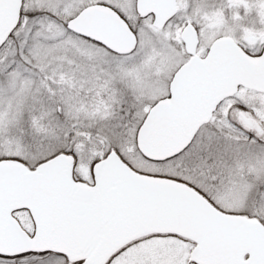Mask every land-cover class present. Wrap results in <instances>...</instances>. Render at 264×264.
Returning a JSON list of instances; mask_svg holds the SVG:
<instances>
[{
	"label": "rangeland",
	"instance_id": "obj_1",
	"mask_svg": "<svg viewBox=\"0 0 264 264\" xmlns=\"http://www.w3.org/2000/svg\"><path fill=\"white\" fill-rule=\"evenodd\" d=\"M90 1L24 0L15 34L0 51V152L25 155L20 132L35 126L36 132L55 134L58 129H65L60 116L73 126H87L121 107L128 115L131 107V122L123 129L126 135L117 140L130 166L143 173L183 180L205 193L216 207L264 222L263 92L239 87L218 105L212 120L197 131L191 143L168 159H148L134 148L133 142L137 122L154 101L167 94L173 70L187 57L183 45L179 48L176 44L185 22L194 23L198 29V54L217 35L235 37L236 32L241 46L258 53L264 43V20L243 22L245 13H234L236 7L241 8V0H176L177 14L157 30L151 25L150 16L137 15L135 0H104L130 25H135L134 50L115 56L101 44L76 33L67 34L66 25L60 22H66ZM225 2L232 11L222 12ZM31 9H41L43 14L30 17L24 13ZM258 11H264V0L257 5ZM58 73L67 77L66 87L59 81ZM56 74L58 79L52 82L51 94L45 78ZM70 87L75 91H70ZM242 114L252 124L245 123ZM90 148L86 151L91 154ZM86 151L74 162V169L91 182ZM17 216L30 231L26 212L18 211ZM176 236L157 233L137 238L106 264H184L193 243ZM0 264L65 262L61 256L29 253L0 255Z\"/></svg>",
	"mask_w": 264,
	"mask_h": 264
},
{
	"label": "water",
	"instance_id": "obj_2",
	"mask_svg": "<svg viewBox=\"0 0 264 264\" xmlns=\"http://www.w3.org/2000/svg\"><path fill=\"white\" fill-rule=\"evenodd\" d=\"M176 0H136L137 15L153 14L160 29L175 14ZM22 0H0V47L16 28ZM66 29L117 54L134 50L137 37L111 5L83 6ZM189 57L173 72L168 93L152 103L136 128L135 145L151 160L180 153L207 123L219 102L239 87L264 92V44L247 52L232 36L217 35L196 52L191 22L181 32ZM75 156L58 152L29 167L0 158V254L51 250L80 264H105L128 242L152 233L191 239L189 261L197 264H264V223L224 211L194 186L173 177L135 170L115 150L93 161L92 181L73 176ZM28 210L33 231L12 213Z\"/></svg>",
	"mask_w": 264,
	"mask_h": 264
},
{
	"label": "trees",
	"instance_id": "obj_3",
	"mask_svg": "<svg viewBox=\"0 0 264 264\" xmlns=\"http://www.w3.org/2000/svg\"><path fill=\"white\" fill-rule=\"evenodd\" d=\"M227 2V1H226ZM226 2L223 4V9L222 12H230L233 10L230 6L228 7L226 5ZM242 6L240 9L237 10L238 7L234 9V13H245L246 16L243 17V22L249 23L251 19L255 18L256 21L258 20H264V11L263 12H256V7L259 4L260 0H241ZM248 4V6L246 5ZM249 5L251 8H249ZM230 10V11H229ZM23 11L21 12L22 16ZM24 13H27L28 16L30 17H35L43 14V10L41 9H31L29 11H25ZM232 13V12H231ZM235 15L230 16L235 17ZM61 23L65 26V20L62 19L60 20ZM132 27L133 30H135V25H129ZM67 34H70L72 36H76L75 33L71 32L70 30L66 29L65 30ZM15 32H12L7 39V41L1 45L0 51L4 50L7 47V44L11 41L12 37L14 36ZM237 32L234 33V38L236 41L239 42L237 38ZM88 41H91L93 43H96L100 45L99 43L90 40L88 38H85ZM244 49L249 51L248 48L244 47ZM110 51V50H108ZM111 52V51H110ZM113 54V52H111ZM115 54V53H114ZM119 55V54H115ZM59 74V73H58ZM47 77V76H46ZM61 83L66 87V83L68 82L67 77H64L59 74ZM69 78V77H68ZM47 81V92H50L51 94H54V90L51 88L52 87V82H57L56 80L58 79V75L56 74L54 76H48L45 78ZM54 87V86H53ZM69 87V86H68ZM70 91H75L74 87L69 88ZM82 92V91H80ZM82 94H84L82 92ZM129 108V107H128ZM131 108V107H130ZM128 111V115L126 114L125 108L121 107L118 110H113L108 117H105V119L99 118L96 121L92 122L91 124H88L87 126H73L69 120L64 119L63 116L59 117V122L64 126L65 129L59 130L55 132V134H50L47 132H42L38 131L36 132L35 126L34 128L31 126L27 131H21L20 132V137L23 139V144L25 145L24 151L26 152L25 155H17L15 156L12 153H4L0 152V158L3 157H16L24 161L29 167H34L35 164L39 163L40 161L47 159L51 157L52 155L64 151L68 153H72L75 156V162L81 154L85 153L86 148L91 147V154L86 152L88 155V161L90 164V167L93 163V161H96L102 157H104L108 150L110 151L111 149H115L123 158V160H126V156L121 150V145L118 143L117 140L121 138V136H125L126 133L124 132V127L131 122V119L128 118L130 117V114H133L132 111ZM133 109V108H132ZM59 114L58 111L54 110ZM142 119V118H141ZM139 120V119H138ZM141 121V120H140ZM137 122V127L140 124ZM69 124H66V123ZM75 127V128H74ZM75 130H80L83 132L82 134H77ZM135 138V136H133ZM133 138L134 142V148L136 149L135 146V139ZM90 151V150H89ZM76 178L83 179L79 174L76 173L75 169L72 172ZM178 179V178H177ZM85 180V179H83ZM21 224L24 227V223L21 221Z\"/></svg>",
	"mask_w": 264,
	"mask_h": 264
},
{
	"label": "flooded vegetation",
	"instance_id": "obj_4",
	"mask_svg": "<svg viewBox=\"0 0 264 264\" xmlns=\"http://www.w3.org/2000/svg\"><path fill=\"white\" fill-rule=\"evenodd\" d=\"M136 1V0H135ZM92 3H106L104 0H92V1H90V2H88V3H85L84 5H82V7L83 6H86V5H89V4H92ZM176 3V2H175ZM23 4H24V0H22V6H21V9H22V7H23ZM106 4H108V3H106ZM134 4H135V2H134ZM110 5V4H109ZM81 7V8H82ZM80 8V9H81ZM134 8H135V5H134ZM176 8H177V3H176ZM41 9H44V8H41ZM79 9V10H80ZM176 12H177V10H176ZM175 12V14H177ZM175 14L173 15V16H171L166 22H165V24L163 25V27L166 25V23H169L171 20H173V17H175ZM146 16H150L151 17V20H152V18H153V14H151V13H149V14H147ZM145 15H144V17H146ZM142 18V17H141ZM186 23V22H185ZM185 23L181 26V29H182V27L185 25ZM194 24V23H193ZM195 25V24H194ZM156 27V26H155ZM162 27V28H163ZM195 27H196V25H195ZM162 28H160V29H162ZM157 30H160V29H158V28H156ZM181 29H180V32H181ZM196 29H197V27H196ZM179 32V33H180ZM178 33V34H179ZM197 33H198V29H197ZM198 38H199V33H198ZM179 39H180V42L178 43H176V44H178L179 45V48H181V45H183L182 47H183V49H184V44H182L183 42H182V40H181V36H180V34H179ZM209 46V45H208ZM208 48V47H207ZM207 48H206V50H207ZM206 50L204 51V52H202V54H204L205 52H206ZM185 51V50H184ZM196 51H197V47H196ZM189 57V54H187V57H186V59ZM183 62V61H182ZM178 67V66H177ZM176 67V68H177ZM175 68V69H176ZM175 69L173 70V72L175 71ZM173 74V73H172ZM172 76V75H171ZM171 78V77H170ZM229 97H231V96H229ZM229 97H226V98H224L222 101H224V100H226L227 98H229ZM221 101V102H222ZM220 102V103H221ZM220 103L218 104V105H220ZM218 105L216 106V108H215V110L213 111V113L211 114V119L209 120V121H211L212 120V118L214 117V115H215V113H216V110H217V108H218ZM242 116H243V119H244V121H245V123H250V124H252V121H251V119L250 118H247V117H245L243 114H242ZM202 192V191H201ZM203 193V192H202ZM203 194H205V193H203ZM18 211H24V212H26V214L28 215L27 217L29 218V220H30V223H31V230L29 231V232H32L33 231V222H32V219H31V217H30V214H29V212H28V210L27 209H25V208H22V209H16V210H14L12 213L18 218V220L20 221V218L17 216V212ZM146 236H148V235H146ZM178 236V235H177ZM176 236V237H177ZM143 237H145V236H143ZM178 237H180V236H178ZM140 238H142V237H140ZM140 238H138V239H140ZM180 238H182V237H180ZM137 240V239H136ZM136 240H133V241H131V242H128L126 245H124L123 247H121L119 250H117L115 253H112V255L109 257V259L105 262V264L106 263H108L109 261H110V259L111 258H113V256L114 255H116L118 252H120L122 249H124V248H126L128 245H130L132 242H134V241H136ZM192 242V241H191ZM193 243V245H192V247L194 246V242H192ZM191 247V248H192ZM190 250V249H189ZM29 253H33V254H38V255H40V256H48V255H53V256H61L62 257V259L64 260V262H65V264H80L81 263V261H82V259H80V260H69L68 259V257L67 256H65V254H63V253H60V252H56V251H51V250H45V251H29V252H24V253H20V254H16V255H12V256H8V255H2V256H5V257H14V256H19V255H24V254H29ZM1 255V254H0ZM188 259H189V256H188ZM188 259H186V261H185V263L184 264H197V263H195V262H193V261H189Z\"/></svg>",
	"mask_w": 264,
	"mask_h": 264
}]
</instances>
